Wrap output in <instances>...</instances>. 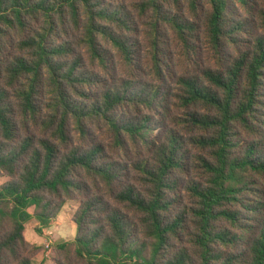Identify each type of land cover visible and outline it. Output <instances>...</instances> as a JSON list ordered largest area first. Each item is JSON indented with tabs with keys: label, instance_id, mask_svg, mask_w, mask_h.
<instances>
[{
	"label": "trees",
	"instance_id": "1",
	"mask_svg": "<svg viewBox=\"0 0 264 264\" xmlns=\"http://www.w3.org/2000/svg\"><path fill=\"white\" fill-rule=\"evenodd\" d=\"M0 179V264H264V0H0Z\"/></svg>",
	"mask_w": 264,
	"mask_h": 264
},
{
	"label": "rangeland",
	"instance_id": "2",
	"mask_svg": "<svg viewBox=\"0 0 264 264\" xmlns=\"http://www.w3.org/2000/svg\"><path fill=\"white\" fill-rule=\"evenodd\" d=\"M3 182H5V179H0V185ZM75 209V204H67L54 221L53 225L48 229H44L40 235L35 232L37 223L33 219L25 225V239L29 243L38 246L43 250L35 258L34 264H51V259L54 257L53 247L56 244L68 241L75 236V227H70L71 224L69 221L71 214ZM30 211L32 212V209ZM72 226H74L73 223ZM47 232H51V234L48 235ZM47 243L50 244V251L45 247V244Z\"/></svg>",
	"mask_w": 264,
	"mask_h": 264
},
{
	"label": "built area",
	"instance_id": "3",
	"mask_svg": "<svg viewBox=\"0 0 264 264\" xmlns=\"http://www.w3.org/2000/svg\"><path fill=\"white\" fill-rule=\"evenodd\" d=\"M47 234L50 235L51 232H47ZM45 247L47 248L48 251L51 250V248H50V244H49V243L45 244Z\"/></svg>",
	"mask_w": 264,
	"mask_h": 264
},
{
	"label": "crops",
	"instance_id": "4",
	"mask_svg": "<svg viewBox=\"0 0 264 264\" xmlns=\"http://www.w3.org/2000/svg\"><path fill=\"white\" fill-rule=\"evenodd\" d=\"M70 221V224H71V226L70 227H74V226H72V222H71V220H69Z\"/></svg>",
	"mask_w": 264,
	"mask_h": 264
}]
</instances>
